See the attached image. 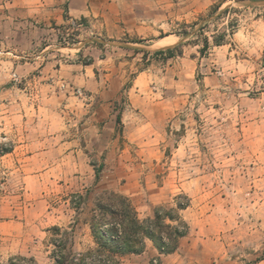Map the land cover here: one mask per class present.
I'll use <instances>...</instances> for the list:
<instances>
[{
	"label": "rangeland",
	"instance_id": "374dc122",
	"mask_svg": "<svg viewBox=\"0 0 264 264\" xmlns=\"http://www.w3.org/2000/svg\"><path fill=\"white\" fill-rule=\"evenodd\" d=\"M19 9L17 0H0V91H34L36 97L30 101L35 104L41 103V92H52L56 97L45 120L62 124L61 130L71 129V136L84 116L68 113L70 107L82 102L81 106L92 103L91 108L97 100L57 76H53L56 81L49 77L50 85L43 86V76L51 75L42 71L43 66L49 60L92 63L90 53L85 55L80 48L95 45L101 58L110 62L99 65L98 79L103 77L108 90L119 91L111 106L116 112L126 111L125 120L135 123L125 130L118 115L117 144L109 150L106 139L96 141V147L83 137L88 169L73 175L84 178L57 179L50 191L59 212L78 210L82 192L94 190L95 185L96 204L108 202L112 194L124 195L147 213L160 205L176 208L178 201L187 202L188 215L208 226L200 237H220L226 249L222 242L207 243L217 252L209 256L202 243L186 246L177 264H264V0H163V36L191 32L185 36L183 53L168 58L156 52L178 41L110 39L93 32L84 19L50 33L41 31L39 43L31 47L21 28L30 27L32 20L24 24L26 17ZM220 34L222 44L217 45L214 37ZM207 40L209 45L203 49ZM46 46L50 47L41 53ZM37 54L41 57L36 66L24 73L19 65ZM50 68L53 71L55 65ZM142 71L144 80H137ZM69 92L81 99L73 104L63 100ZM4 95L0 92V127L11 114L7 110L14 109ZM139 95L158 97L138 103L142 108L138 114L130 110L135 108L130 97ZM17 99L14 105L21 100ZM160 112L163 119L156 116ZM2 135L0 151H12V141ZM16 182L14 177L7 181L8 189H15ZM17 187L23 190L21 184ZM185 209L180 213L186 221ZM138 212L141 218L148 217ZM55 249L53 245L52 252ZM49 264H56L53 257ZM152 264H158V259Z\"/></svg>",
	"mask_w": 264,
	"mask_h": 264
},
{
	"label": "crops",
	"instance_id": "0c3cea01",
	"mask_svg": "<svg viewBox=\"0 0 264 264\" xmlns=\"http://www.w3.org/2000/svg\"><path fill=\"white\" fill-rule=\"evenodd\" d=\"M17 3L20 5L19 14L26 17L24 24H27L28 18L32 20L30 27L21 28V34L31 39V47L39 43L41 31L50 33L55 28L65 27L70 21L80 19L88 21L89 28L93 32L97 31L98 34L110 39H125L129 36L131 39L141 38L142 42L147 43L161 41L163 43V40L177 42L180 39L175 33H167L163 36V0H68L67 2L66 0H17ZM49 47H44L41 53L46 52ZM80 49L84 54L90 53L94 59L92 63L81 60L68 62L49 60L46 64L43 63L45 65L42 70L51 71V75L43 76V79H46L43 86L50 85L47 80L49 77L54 79L53 76H57L62 79L61 81L85 89L89 99L97 100L91 108L89 106L92 103L81 106L82 102H79V106L70 107L68 113L71 111L81 117L84 116V122L75 128L77 132L73 135L70 136L71 129L61 130L62 124L45 120L47 114H51V100L56 97L52 92H41V103L35 104L33 100L30 101L31 98L36 97L34 91L31 94L20 90L0 91L5 94L2 97L12 101L8 106L12 104L14 108L7 110L11 111V114L6 116V122L0 127L1 135H5L13 144L12 151H0V264H6L16 256L34 258L38 264H49L55 240L51 238L55 235L52 228L55 226L61 228V234L58 235L60 238L65 231L68 232L73 248L77 250L86 251L96 246L92 218L97 210L98 185H95L94 190L87 189L82 192L83 205L78 210L67 209L63 213H60L61 210L52 203L53 197L50 191L54 188L57 179L84 178L73 175V171L84 172L83 169H88L85 167L88 155L82 152V147L86 148L88 145L82 142L83 137H86V141L95 143L96 147L98 146L96 141L100 144L106 139L105 148L109 150L111 146L117 144L114 136L118 115H122L125 130L135 123L131 124L125 120L123 116L127 114L126 111L122 113L117 111V113L111 106L114 100L119 98V91L108 90L107 86H104L103 77L102 80L97 77L99 65L110 63L108 59H103L98 54L101 49L95 45L82 46ZM39 54L20 64L19 68H22L24 73H28L38 63V58L41 57ZM23 56L25 55H21ZM52 65H55L53 71L50 68ZM105 69H109V66ZM143 74L144 71L138 75L137 80H144ZM105 75L110 74L105 73ZM156 97L158 95L131 96L130 101L135 108L130 110L141 114L142 108L141 106L138 108V103L142 105L147 103L148 99L151 101V98ZM17 98L21 100L14 105ZM65 98L71 104L81 99L75 97L72 92L65 93L63 100ZM144 109L147 111L146 108ZM160 115L161 112L156 116L163 119ZM263 160L264 158L261 161ZM13 177L16 178L17 185L21 184L23 190L18 189L17 185L15 189H8L7 181L9 182ZM138 210L142 211L140 207ZM153 212L151 208L147 213L141 212V214L149 217L153 216ZM183 216L188 221L190 229L188 235L181 238L179 248L175 252L164 255L159 252L152 240L147 239L145 251L140 254L124 255L122 264H152L157 259L158 264H177L183 247H193L199 243L204 245L202 250L205 255L217 254L216 250L207 247V243L213 242L216 245L222 242L225 251L226 243L220 237L215 239L200 237L203 234L202 230L208 228L207 224L204 225L193 216H189L187 209L184 210Z\"/></svg>",
	"mask_w": 264,
	"mask_h": 264
},
{
	"label": "trees",
	"instance_id": "16d2710c",
	"mask_svg": "<svg viewBox=\"0 0 264 264\" xmlns=\"http://www.w3.org/2000/svg\"><path fill=\"white\" fill-rule=\"evenodd\" d=\"M190 33L187 30L176 33L180 37L178 43L159 50L156 54H162L165 58L182 54L185 36ZM221 37L223 38V34L214 37L217 45L222 44ZM140 41L142 39L136 40ZM208 45L207 40L203 49ZM108 199V202H98L97 211L92 218L96 246L86 251L74 252L68 232L65 231L62 238L58 237L53 241L56 249L52 252V257L56 264H122L124 255L144 252L147 239L153 241L160 253L170 254L179 248L181 238L189 232V224L180 213V210L189 206L187 202L178 201L176 208L157 206L153 216L141 218L129 197L112 194ZM52 229L55 234H61L60 227ZM18 260L37 264L34 258L24 256L13 257L9 263L19 264Z\"/></svg>",
	"mask_w": 264,
	"mask_h": 264
},
{
	"label": "built area",
	"instance_id": "2783aa9c",
	"mask_svg": "<svg viewBox=\"0 0 264 264\" xmlns=\"http://www.w3.org/2000/svg\"><path fill=\"white\" fill-rule=\"evenodd\" d=\"M74 24H76V23L74 22ZM79 26H81V24H79Z\"/></svg>",
	"mask_w": 264,
	"mask_h": 264
}]
</instances>
